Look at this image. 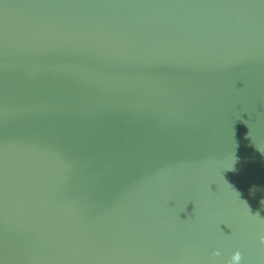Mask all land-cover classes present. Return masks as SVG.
Instances as JSON below:
<instances>
[{
  "label": "water",
  "instance_id": "water-1",
  "mask_svg": "<svg viewBox=\"0 0 264 264\" xmlns=\"http://www.w3.org/2000/svg\"><path fill=\"white\" fill-rule=\"evenodd\" d=\"M261 237L264 0H0V264H264Z\"/></svg>",
  "mask_w": 264,
  "mask_h": 264
},
{
  "label": "clouds",
  "instance_id": "clouds-1",
  "mask_svg": "<svg viewBox=\"0 0 264 264\" xmlns=\"http://www.w3.org/2000/svg\"><path fill=\"white\" fill-rule=\"evenodd\" d=\"M261 240L264 241V237H261ZM219 255V251L216 253ZM241 261V253L239 250H236L233 254L231 259L228 261V264H240Z\"/></svg>",
  "mask_w": 264,
  "mask_h": 264
}]
</instances>
